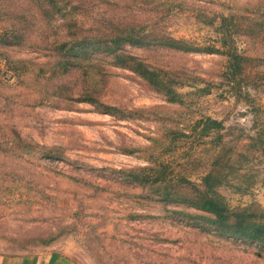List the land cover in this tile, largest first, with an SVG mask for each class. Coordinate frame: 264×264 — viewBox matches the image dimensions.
I'll return each instance as SVG.
<instances>
[{
  "label": "rangeland",
  "instance_id": "1",
  "mask_svg": "<svg viewBox=\"0 0 264 264\" xmlns=\"http://www.w3.org/2000/svg\"><path fill=\"white\" fill-rule=\"evenodd\" d=\"M5 1L0 34L27 4ZM83 1L87 25L112 15L216 52L124 49L160 74L178 104L97 55L89 89L117 110L103 113L68 99L81 73L37 81L47 60L35 49L44 42L39 31L33 47L0 49V254L53 249L79 264H264L255 244L187 217L208 214L163 201L168 193L192 200L186 181L202 189L205 175L220 173L217 192L231 209L264 210V0ZM89 2L102 9L90 13ZM231 54L249 60L237 80ZM207 118L222 129H206Z\"/></svg>",
  "mask_w": 264,
  "mask_h": 264
},
{
  "label": "trees",
  "instance_id": "2",
  "mask_svg": "<svg viewBox=\"0 0 264 264\" xmlns=\"http://www.w3.org/2000/svg\"><path fill=\"white\" fill-rule=\"evenodd\" d=\"M26 2L22 14H17L15 18H12V23L5 28V33L0 34V49H6L11 45L18 47L31 45L29 41L32 35L39 31V38L44 39V42L37 44L35 49L42 52L47 60L39 64L42 68V76H38L37 81L40 77V83H42L57 76L81 73L82 82L76 83L80 87L75 92L70 90L68 99L72 98L78 103L97 106V109L103 113L117 110L101 103L95 91L89 89L87 78L91 74L90 69L96 68L97 55L109 56L115 67L137 74L155 90L165 94L169 103L178 104L179 95L162 79L160 74L151 69L140 58L124 53V49L127 46L137 48L164 47L183 52H216L210 48H196L171 36H154L146 32L145 27L140 28L138 25L135 27L136 24L129 23V20L124 18L117 20L112 15H108L111 17L109 19L104 17L102 20H96L95 25H87L81 16L82 13H85V6L87 5L84 4L83 0H26ZM6 4L8 5L7 1L0 0V17L5 16L1 9L4 8V11L8 13L9 5L5 6ZM88 4L90 13L96 9H102L95 7V3L89 2ZM97 5L115 6L113 2L107 0H100ZM103 13L106 15L104 10ZM38 23H41V26L39 25L38 29L34 30ZM53 27L55 28L53 29ZM10 39H14L15 43H11ZM29 47H33V45ZM248 61L243 56L230 55L229 66L233 79L237 80L242 75L243 64ZM15 69H18L17 66ZM52 96L54 95L52 94ZM47 97L50 98V96ZM61 98L66 99L64 96ZM205 122H207L206 129L208 130L211 128L222 129V124L218 120L207 118ZM133 175V173L130 175L131 179H138L137 175L132 178ZM220 176V173L205 175L202 179V189L186 181V185L192 186L195 195L192 200L174 199L173 195L168 193L163 201H177V203L194 207L209 215H187L189 219L194 221L195 225L203 227L205 224L200 221H207L210 229L216 230L220 235L244 240L246 243L255 244L256 247L264 251V210L254 208L231 209L225 199L217 192V189L223 185ZM149 178L145 177L141 183L147 185L149 182L150 185Z\"/></svg>",
  "mask_w": 264,
  "mask_h": 264
},
{
  "label": "crops",
  "instance_id": "3",
  "mask_svg": "<svg viewBox=\"0 0 264 264\" xmlns=\"http://www.w3.org/2000/svg\"><path fill=\"white\" fill-rule=\"evenodd\" d=\"M0 264H79L66 254L53 249L33 253L0 254Z\"/></svg>",
  "mask_w": 264,
  "mask_h": 264
}]
</instances>
